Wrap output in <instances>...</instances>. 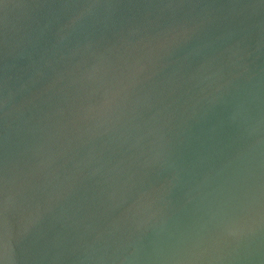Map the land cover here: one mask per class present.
Returning <instances> with one entry per match:
<instances>
[{
	"label": "water",
	"instance_id": "1",
	"mask_svg": "<svg viewBox=\"0 0 264 264\" xmlns=\"http://www.w3.org/2000/svg\"><path fill=\"white\" fill-rule=\"evenodd\" d=\"M0 264H264V0H0Z\"/></svg>",
	"mask_w": 264,
	"mask_h": 264
}]
</instances>
